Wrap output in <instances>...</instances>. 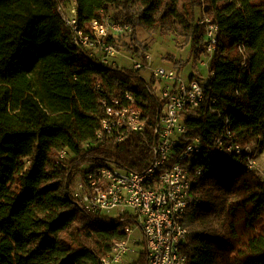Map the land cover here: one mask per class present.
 Listing matches in <instances>:
<instances>
[{
    "label": "trees",
    "instance_id": "trees-1",
    "mask_svg": "<svg viewBox=\"0 0 264 264\" xmlns=\"http://www.w3.org/2000/svg\"><path fill=\"white\" fill-rule=\"evenodd\" d=\"M62 1L0 0V264H101L134 221L79 210L74 174L102 157L142 172L151 157V130L130 134L120 146L95 139L101 100L125 92L134 94L153 128L162 107L154 80L80 51L59 10ZM75 1L81 28L115 11L114 20L131 27L133 45L141 27L182 37L203 55L197 10L216 24L208 98L186 119L185 142L201 141L194 165L202 172L191 173L184 250L188 264H264V179L250 167L249 151L222 153L213 140L226 128L243 148L264 139V0ZM135 48L140 56L147 51ZM145 261L141 254L134 264Z\"/></svg>",
    "mask_w": 264,
    "mask_h": 264
},
{
    "label": "built area",
    "instance_id": "built-area-1",
    "mask_svg": "<svg viewBox=\"0 0 264 264\" xmlns=\"http://www.w3.org/2000/svg\"><path fill=\"white\" fill-rule=\"evenodd\" d=\"M72 1L71 10L63 15L75 45L104 66L123 68L115 62L120 58L116 43L120 33H131V27L108 16L102 21L93 20L89 30H85L79 23L77 3ZM198 23L205 27L207 52L214 54L216 24L209 18H201ZM111 38L116 43H111ZM153 64L151 55L146 53L129 68L143 75L149 73L146 78L154 80L152 90L162 103L154 127H149L144 108L134 94L125 92L120 98L101 100L104 114L95 139L120 146L130 134L144 135L151 130V157L146 168L142 172L131 171L102 157L100 163L80 166L75 174L77 180L73 181V200L79 210L112 220L129 217L134 221L124 227L127 238L115 241L111 251L101 257V264H134L141 254L146 255L145 264H188L184 247L190 232L184 218L193 187L191 173L202 172L194 165L202 146L199 138L190 143L184 138L187 117L195 114L208 98L206 82L193 77L186 80L174 68ZM213 140L222 153L235 151L240 155L248 151L235 143L228 128ZM61 159L69 162L71 156L63 151ZM249 164L252 167L251 158ZM131 254L136 255L135 259L127 261Z\"/></svg>",
    "mask_w": 264,
    "mask_h": 264
},
{
    "label": "rangeland",
    "instance_id": "rangeland-1",
    "mask_svg": "<svg viewBox=\"0 0 264 264\" xmlns=\"http://www.w3.org/2000/svg\"><path fill=\"white\" fill-rule=\"evenodd\" d=\"M72 5V0H63L60 2L59 10L62 14H67V12L71 10ZM197 12L199 19H211L204 14L202 9H198ZM110 13L111 18L114 20L113 15L114 13L116 14V12L111 11ZM131 39V33L126 32L120 33L117 38V48L120 51V58L115 62L119 67L129 68L132 67L134 61L140 60L142 56H140V54H135V46L140 47L141 50L147 47V51L144 54L147 53L151 55L154 66L164 65L174 68L186 80H189L191 77L204 82L208 80L213 52L203 55L192 52L191 45L186 42L184 38L167 31L150 33L138 27L136 45L132 44ZM148 74L149 73H145L144 76L147 77ZM247 149L251 153L252 168L264 179V139L254 143ZM74 176L75 179H73V181L75 182L77 180V175L74 174ZM74 182H72L73 192L76 191V183L74 184ZM193 229L195 232L198 231V227L196 226H194ZM136 234L138 235L137 232ZM192 243H195V241L192 240ZM137 247L139 248L140 246ZM135 256V254L129 255L127 261H132L135 259Z\"/></svg>",
    "mask_w": 264,
    "mask_h": 264
}]
</instances>
